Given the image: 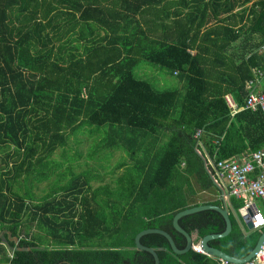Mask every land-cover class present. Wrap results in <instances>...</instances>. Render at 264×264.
Masks as SVG:
<instances>
[{"label": "trees", "instance_id": "16d2710c", "mask_svg": "<svg viewBox=\"0 0 264 264\" xmlns=\"http://www.w3.org/2000/svg\"><path fill=\"white\" fill-rule=\"evenodd\" d=\"M169 1L0 0V229L19 238L8 239L10 251L0 239V264H155L136 247L140 231L163 229L182 249L186 239L174 229L173 215L198 204L222 205L195 133L203 131L200 142L216 161L264 148L262 113L232 118L224 98L231 94L244 104L252 69L264 67L258 51L264 0H194L171 41L149 33L154 22L144 28L137 19ZM210 9L222 23L204 30ZM220 15L241 24L224 23L229 20ZM79 46L99 54L91 66L78 57ZM141 62L176 74L183 95L138 78ZM84 126H105L98 146L125 153L111 171L123 169L115 180L92 189L85 173L68 179L63 172L66 184H49L54 192L37 202L21 195V178L31 182L35 171L58 167L52 153L65 151ZM230 205V232L209 244L240 259L261 232L243 229L242 201L230 197ZM178 222L194 241L225 229L215 209ZM141 242L156 249L159 264H222L191 249L177 255L159 233Z\"/></svg>", "mask_w": 264, "mask_h": 264}, {"label": "rangeland", "instance_id": "374dc122", "mask_svg": "<svg viewBox=\"0 0 264 264\" xmlns=\"http://www.w3.org/2000/svg\"><path fill=\"white\" fill-rule=\"evenodd\" d=\"M144 69H146V72H144ZM135 73L138 78L147 80L157 90L177 89L181 95L184 93L183 85L178 84V79L170 77L165 70L147 64L146 62H141ZM105 129V126L100 128L84 126L82 129L77 130L75 134L71 135L65 151L64 147H58L55 150L56 153L54 156L52 155L55 151L52 153L51 157H53L55 163H58V167L49 166L47 170L43 168L35 171V178L31 182L30 180L25 181V177L21 178L20 181L24 184L21 186L20 194L33 197L35 198L34 201L37 202V198L54 192L50 187L52 185L49 186L48 182H45L43 179L40 180V176L43 174H46V176L50 175L47 174L48 170L52 171V174L58 175L61 165L67 166L68 169L65 173L68 179H71L73 175L76 176V174L85 173V176L88 177L86 178L88 182H90V179H93V186L110 184L123 169L116 173H111V171L122 161V157L126 156L121 150L104 149L98 146L99 141L104 138ZM3 153H0V159L4 158ZM61 170L64 171V168ZM111 185L114 186V184ZM257 203L264 211L263 202L258 200ZM33 230L37 231V228ZM38 231L40 230L38 229ZM5 233H7L5 230L0 229V239L10 251L11 247L8 244V239L16 240L12 234L5 236Z\"/></svg>", "mask_w": 264, "mask_h": 264}, {"label": "built area", "instance_id": "2783aa9c", "mask_svg": "<svg viewBox=\"0 0 264 264\" xmlns=\"http://www.w3.org/2000/svg\"><path fill=\"white\" fill-rule=\"evenodd\" d=\"M260 52L264 53V44L261 46ZM257 75L264 80V70H258ZM260 83V80L247 83L246 88L249 92L243 107L254 112L260 111L264 117V88L257 89ZM226 102L233 115L240 111L241 107L230 96H226ZM201 135V130L195 133L194 137L198 142H200ZM206 158V168L213 181L224 191V197H234L242 201V207L253 213L251 220L254 228L262 229L264 227V212L257 201L260 200L264 203V152L257 151L251 156L219 161H214L208 156ZM194 251L203 253L198 244L194 246ZM221 262L222 264H231L227 261ZM243 264H264V252Z\"/></svg>", "mask_w": 264, "mask_h": 264}, {"label": "crops", "instance_id": "0c3cea01", "mask_svg": "<svg viewBox=\"0 0 264 264\" xmlns=\"http://www.w3.org/2000/svg\"><path fill=\"white\" fill-rule=\"evenodd\" d=\"M255 1L256 0H252L251 3H250V5L252 3H254ZM206 2H210V0H207ZM193 6H194V0H185V1L184 0H170L168 3H164L162 5L156 4L154 9H149L147 11H143V13L141 15H139L137 17V19H139L140 23L142 24V26L144 28H146V26L152 27L153 22H154L153 32H149V33L151 35H153L157 39L166 38V39L169 40V39H173V37L177 33V30L180 28V26H182L185 23V19L184 18H185L186 14L191 10V8ZM242 9H243V7L237 8L233 14H236L237 15L239 13V11H242ZM210 13H211V22L204 27V30L208 29L209 27H213V26H216V25H219L220 23H222V22H219V20L212 14V9H210ZM233 16L234 15H220L218 18L219 19H227L229 21L228 22H224V23L232 22V24H236V27H238L241 24V20L238 17H233ZM214 17H215V19L213 20ZM229 17H230V19H229ZM196 23H198V18L196 19ZM169 41H171V40H169ZM190 51H191V53H193V50H190ZM258 51H259L260 54L264 55V53L260 52V48L258 49ZM78 52L80 54V56L78 55V57H80L81 61L86 66H88V65L91 66L92 63L97 60V57H99V54L97 52L94 53L92 50H89V52H84L82 46L81 47L79 46ZM93 53H94V55L91 57L90 61H88V56L92 55ZM97 63H99V61ZM81 68H83V66ZM258 70H264V67L263 66H260V67H256V68H253L252 69V78L249 79L246 82V86H247V83L248 82H251V81L257 82V80H260L261 83L257 86V89H260L261 90V89L264 88V80L260 79L259 76L257 75V71ZM144 72H146V69H144ZM170 77L176 78L177 76H176V74H173ZM246 86H245V89H246V92L248 94L249 91L247 90ZM226 96H230L236 102V100H235V98H234L233 95L226 94L224 96L225 100H226ZM244 103H245V100H244ZM243 106H244V104L240 105L241 109H240V111L238 113L245 112V111L250 112L252 114L258 113V112H254V111H251V110H246ZM238 113L236 115H238ZM231 117L232 118L235 117V115H233V113H232V110H231ZM198 131H200V130H198ZM202 135H203V131H202ZM197 145H200L201 146V150L204 152L205 165H206V162H207L206 156H208L212 160L216 161V159L212 158L209 155V153L205 150L204 146L201 144V142H198V140H197ZM201 150L200 149H197V152L200 153V155H201ZM257 151H263L264 152V148L263 149H260V150H257ZM55 153H56V151L53 153L52 156H54ZM252 153H254V152H252ZM248 155H249V153H244V155H243V153H239V155H236V156H234L232 158H242V157H246ZM50 161L54 162L53 161V157H50ZM66 167L67 166H62L61 165L60 168H59L60 169V172L58 173V175H55V174H52L51 173L50 175H47V177L44 179V181L45 182H48V184H52L54 181L59 180L61 182V184H63V185L66 184V179H64V178L62 179L60 177V176L63 175L62 174L63 172L65 173ZM62 168H64V171L61 170ZM92 182H93V179L90 180V182H89V184L92 187V189H95V188L100 187V186H103V185L104 186L105 185H108V184H103V185H95V186H93L92 185ZM204 196H207V195H204ZM229 201H230V199H229ZM226 206L228 208V211L229 210H232L233 211L232 206L229 205L228 202L226 203ZM239 214H240V212H239ZM240 216H241V214H240ZM241 218H242V224L241 225H242L243 229L245 231H247V229L245 228V221L243 220V217L242 216H241ZM263 229H264V227L261 230H263ZM261 230H258V231H261ZM254 231H256V230H254ZM192 236H193V242L194 243L195 242H200V239L201 238L198 239L197 241H194L196 235L193 234Z\"/></svg>", "mask_w": 264, "mask_h": 264}, {"label": "water", "instance_id": "95a60500", "mask_svg": "<svg viewBox=\"0 0 264 264\" xmlns=\"http://www.w3.org/2000/svg\"><path fill=\"white\" fill-rule=\"evenodd\" d=\"M207 172L209 173L208 170H207ZM210 177H211V175H210ZM211 179H212V177H211ZM212 181H213V179H212ZM213 183L220 190L222 205L211 204V203L198 204V205H194V206L179 210L173 215L172 225H173L174 229L177 230L178 232L182 233L186 239V244L182 249H179L176 246L172 236L167 231L160 229V228H147V229L140 231L135 237L136 247L138 249H140V251H146V252L151 253L154 256L155 264H159V258H158V255L156 253V249L153 247L144 245L141 242V237L145 234L159 233V234L164 235L168 239L169 244L172 248V251L177 255H183V254L189 252L190 249H191V251H194L193 236L191 234H189L186 230H184L180 226L178 220L180 217H182L186 214H190V213L197 212V211H202L205 209H215L222 214V216L225 220V229L223 230L222 233L207 234L200 239V242H198V243H200V247H201V249L205 255L218 258L221 261H227L231 264H243L245 262H249L252 259H254L257 254L264 252V230L260 231L261 234L259 236V239H258L255 247L252 249L250 254L248 256H245L244 258L239 259V258L230 257L227 254H225L223 251H221V249H219L217 247H213L209 244L210 240L227 235L230 232L231 227H232L230 216H229V211H228V208L226 206L227 202L230 205L229 198H227L225 201L224 191L221 190L220 187L214 181H213ZM239 212H240L241 216L243 217V220L245 221V228L247 229V232H252V231L256 230L254 228V224L251 220V216L253 215L252 211L247 210L244 207H241L239 209ZM8 234L11 235V232H8ZM15 240L18 241L19 238L15 237Z\"/></svg>", "mask_w": 264, "mask_h": 264}, {"label": "clouds", "instance_id": "9594fccd", "mask_svg": "<svg viewBox=\"0 0 264 264\" xmlns=\"http://www.w3.org/2000/svg\"><path fill=\"white\" fill-rule=\"evenodd\" d=\"M207 169V168H206ZM226 197H225V201H226ZM229 199H230V197H229ZM242 207V206H241ZM256 230H261V229H256ZM19 241V240H18ZM198 244V247H200V243H198V242H195V243H193V246H196ZM202 254H204V253H202Z\"/></svg>", "mask_w": 264, "mask_h": 264}]
</instances>
